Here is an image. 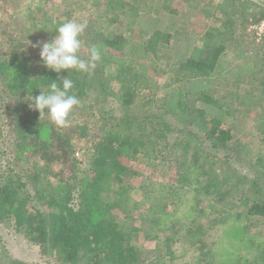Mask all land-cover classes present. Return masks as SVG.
<instances>
[{
	"label": "trees",
	"instance_id": "1",
	"mask_svg": "<svg viewBox=\"0 0 264 264\" xmlns=\"http://www.w3.org/2000/svg\"><path fill=\"white\" fill-rule=\"evenodd\" d=\"M85 1L96 7L97 0ZM185 1L198 9L197 0ZM199 1L203 10L213 6L212 0ZM107 2L103 15L98 9L88 13L81 39L89 50L80 55L87 59L92 46L105 47L117 68L110 76L101 58L91 74L62 71L81 101L66 127L29 107L31 94L41 92L37 86L47 92L57 79L29 36L0 55V220L25 234L44 264H264V121L261 146L253 152L248 140L233 138L228 124L229 116L251 110L261 86L255 74L264 71V40L255 43L246 33L245 2L236 0L219 25L204 29L201 44L178 64L180 85L161 98L155 92L139 95L142 81L135 75H143L139 69L143 73L153 61L150 54L166 53L174 34L155 29L137 35L138 26L117 33L138 12L130 2ZM61 3L56 13L40 6L34 13L31 4L25 20L47 30L37 42L50 40L71 19L70 2ZM38 12L44 16L37 18ZM263 15L259 9L253 19ZM99 16L113 33L97 28ZM227 52L252 69L242 73L235 65L238 71L224 76ZM97 93L106 101L92 111L89 102ZM109 98L115 108L106 109ZM146 150L147 162L140 164ZM237 160L247 163L251 177L233 165ZM155 163L164 166L161 182L148 175ZM163 194L169 200L148 223L147 206ZM148 229L158 236L153 249L139 244ZM6 258L0 237V264L19 263Z\"/></svg>",
	"mask_w": 264,
	"mask_h": 264
},
{
	"label": "rangeland",
	"instance_id": "2",
	"mask_svg": "<svg viewBox=\"0 0 264 264\" xmlns=\"http://www.w3.org/2000/svg\"><path fill=\"white\" fill-rule=\"evenodd\" d=\"M60 1L63 4L65 2H70L68 4L69 6H67V9L69 10V12L71 11V19H76L78 21L86 23L91 20V16L89 15H94L95 12L102 13L103 15L108 8L107 0H97L96 7L90 3H87L85 0H0V55H5L7 52H9L12 45L18 38L26 39L29 36V42L31 43L30 46L32 47L33 44H36L37 41L40 40V34L43 31H47L46 28L39 29L37 20H28L29 22L25 20V15H27V12L29 11V9H31V4L36 6L33 7L34 13L36 12V8L38 6L42 7L41 11L44 10L45 7H47L48 12L56 13L59 10L57 8V4L59 6V3H61ZM122 1L130 2L132 5H134L135 9H137L138 13L137 19H135L134 21H130V18L127 17L124 20V23L118 25V27L114 29V31L117 30V33L119 31H122V33H127V31L133 26H138V30H136L137 33H142L143 30L145 33H148L147 31L164 29L174 34L169 41L168 47L166 48V53L162 56H152V54H150L149 56H151V59L153 58V61L149 62V66H147V69H144L143 73H141V68L139 69V74L143 75H135V78H137L138 81H142V85H140V87L138 88L139 95L148 93L152 94L153 92H155L159 95L157 97L160 98L164 95L171 96L176 90V86L180 85V71L177 68L178 64L181 63V61H183V59L189 54L194 52L201 44V34L204 29L209 24L215 26L219 25L222 18H224L223 11L229 13L230 15L233 9H235V6H237L234 5L236 3V0H212L213 6L208 10H203L202 7H200L202 6V3L199 0L196 1L198 4V9H195L196 7H192L193 2L190 3L185 0ZM239 1L245 2L247 20L249 18L253 19V14L255 12H258L259 9H262L259 5L254 4L248 0ZM114 5H117V3H114ZM96 9H98V11L94 12L93 10ZM89 12L90 14L88 15ZM39 13L40 12L37 13V18L44 16L39 15ZM95 22L97 28L101 29L104 34L110 35L111 33H113V31L111 30V23H109V21H107L103 17H97ZM245 31L250 37V33L247 31V26ZM137 35H139V33ZM131 37L132 36L127 37V39L125 40L123 45L124 50L128 48L132 39ZM137 39H139V37ZM42 42L47 41L42 40ZM87 50L89 49L85 45L84 48H82L81 53H86ZM100 55L103 60H107L105 69L107 71V74H110V76H112L114 70L117 68L114 57L111 53H108L106 51L105 47L102 46H100ZM222 60L223 62L221 63V65L224 76H227L229 74V70H232V72H237L238 70H236V68L234 67L235 65L240 67L242 73H246V68H248L249 70L252 69V67H250L249 65L246 67L243 65L245 63L243 61V58L234 60L231 52L225 53ZM16 64L21 67L24 65L23 60L22 62L18 61ZM153 66L155 69L151 70L150 68ZM263 75L264 71L255 74V78H257L256 83L260 81L261 86L259 90L255 91V93L251 97V99H253L252 103L250 104L251 110L248 112L238 111L237 117L235 118L232 115L228 117V120L231 119L230 123L228 124L233 132V138L235 140L238 138L242 140H248V146L252 152L259 148V146H261L258 131L261 129L260 123L264 121ZM109 100V103L106 104V109L115 108L116 104L110 98ZM90 101L91 102L89 103L92 111H96L102 104L105 103L106 100L101 93H97L96 95L91 96ZM137 102H139L140 104L141 99L137 100ZM173 118L175 119V117ZM1 149L4 150V147L2 146ZM148 154L149 150L143 151V153L140 155V164H145L147 162ZM76 157L82 158L81 151H78L76 153ZM246 164V162L241 163L240 160H237L233 165H235L236 168H239L241 173L247 174L251 177L252 172L248 169V166ZM163 167L164 166H162V164L155 163L152 173L148 174V172L147 174L155 178L153 180L161 182V180H164V178H162L159 173L162 172L161 170L163 169ZM162 183H164L162 188H164L168 184L164 181ZM138 197L139 196L137 193H133V195H131V198H135V200H138ZM167 200H169V198H167L166 195L163 194V196H158L155 198V201L149 203V205L147 206L148 223L153 222V219L157 216V211ZM136 214L137 211H134V218H136ZM147 226L149 225L147 224ZM150 229L147 230L148 235L146 236L144 241L139 242V244L146 247V249H153L159 243L158 236L154 232L150 234V232H152V230ZM0 237L3 242V247L6 251V254L10 258H6V260L3 259V262H8L12 258L19 263L9 262L8 264H44V260H42V256L39 254L38 248L35 245L31 244L25 234L17 230L13 223L9 220H0Z\"/></svg>",
	"mask_w": 264,
	"mask_h": 264
},
{
	"label": "clouds",
	"instance_id": "3",
	"mask_svg": "<svg viewBox=\"0 0 264 264\" xmlns=\"http://www.w3.org/2000/svg\"><path fill=\"white\" fill-rule=\"evenodd\" d=\"M86 26V22L66 19L56 27L55 35L50 40L32 45L40 49V62L57 73V79L47 85V92L37 86L41 92L35 96L31 94V98L28 99L31 101L29 107L37 110L40 117L47 114L57 126H68L73 108L81 104L78 96L72 92L74 81L67 75L60 74L69 70L91 74L96 62L101 59L100 49L96 46L91 47L87 59L80 55L85 46L81 36Z\"/></svg>",
	"mask_w": 264,
	"mask_h": 264
},
{
	"label": "built area",
	"instance_id": "4",
	"mask_svg": "<svg viewBox=\"0 0 264 264\" xmlns=\"http://www.w3.org/2000/svg\"><path fill=\"white\" fill-rule=\"evenodd\" d=\"M254 4L259 5L264 11V0H248ZM247 31L251 34L255 43L264 40V15L258 19H248Z\"/></svg>",
	"mask_w": 264,
	"mask_h": 264
},
{
	"label": "crops",
	"instance_id": "5",
	"mask_svg": "<svg viewBox=\"0 0 264 264\" xmlns=\"http://www.w3.org/2000/svg\"><path fill=\"white\" fill-rule=\"evenodd\" d=\"M186 58V57H185Z\"/></svg>",
	"mask_w": 264,
	"mask_h": 264
}]
</instances>
